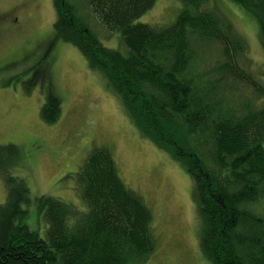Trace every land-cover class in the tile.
Returning <instances> with one entry per match:
<instances>
[{"label": "trees", "instance_id": "1", "mask_svg": "<svg viewBox=\"0 0 264 264\" xmlns=\"http://www.w3.org/2000/svg\"><path fill=\"white\" fill-rule=\"evenodd\" d=\"M85 1L93 20L117 37L122 50L97 38L80 6L73 16H59L55 33L80 50L87 67L101 77V86L118 95L142 132L178 149L175 153L193 179L206 260L264 264V215L251 206L264 199L263 68L245 64L246 42L233 30L224 0H180L174 20L160 27L138 20L155 0ZM228 1L250 8L264 48V0ZM51 4L68 9L61 0ZM16 17L0 23V33L29 20ZM34 85L30 91L43 89L41 83ZM47 90L40 118L57 122L60 95ZM246 93L263 103L254 105ZM17 162L16 155L0 162L7 188L0 204V264H140L153 255L150 210L143 196L125 184L106 146L93 147L78 171L83 207L37 196L45 235L23 221L31 194L26 178L16 171L22 168Z\"/></svg>", "mask_w": 264, "mask_h": 264}, {"label": "rangeland", "instance_id": "2", "mask_svg": "<svg viewBox=\"0 0 264 264\" xmlns=\"http://www.w3.org/2000/svg\"><path fill=\"white\" fill-rule=\"evenodd\" d=\"M61 1L67 10H62L60 5L56 9L51 0H0V14L16 10L19 19L29 17L24 26L9 29L0 36V65L4 62L10 65L9 69H0V162L16 155V164L22 167L16 171L26 178L30 187L31 201L23 221L32 231L45 235L47 224L39 208V195H50L83 207L78 171L89 148L105 145L125 184L143 196L151 213L156 250L148 261L140 264H209L199 243L200 218L192 177L172 154L171 147L140 130L118 95L101 86V77L87 67L80 50L62 40L65 37L56 35L55 25L60 15L67 12L73 16L72 10L80 6L82 19L104 45L122 50L119 40L93 20L87 1ZM224 5L233 30L246 42L248 63L244 59L245 64L254 70L263 68L260 76L264 82V48L260 44L261 33H256V23L248 11L250 8L236 6L228 0H224ZM179 8L180 0H155L138 20L155 27L164 26L174 20ZM50 39L57 45L49 64L53 91L60 95L62 111L59 121L52 123L40 118L45 91L41 88L30 91L32 82L37 88L44 80L38 65L48 52ZM39 40L37 53L42 46V54L36 55L31 45ZM45 41H48L45 45L41 44ZM23 52H27L28 60L8 62ZM34 79L40 81L37 83ZM199 94L205 96L206 92L199 91ZM246 94L251 96L254 105L263 103L254 93ZM70 133L77 137L72 140V151L65 158L58 156V148ZM32 139L46 143L44 154L32 156L27 149ZM6 195L5 179L0 172V204ZM251 206L256 213L264 215V199Z\"/></svg>", "mask_w": 264, "mask_h": 264}, {"label": "flooded vegetation", "instance_id": "3", "mask_svg": "<svg viewBox=\"0 0 264 264\" xmlns=\"http://www.w3.org/2000/svg\"><path fill=\"white\" fill-rule=\"evenodd\" d=\"M12 13H14L16 16H17V14H16V10H12V11H10V12H8V13H3V14H0V23H3L4 22V20H14V21H16L17 19V17L15 16V17H13L12 19L10 18L11 17V14ZM2 21V22H1ZM14 21H13V25H16V23H14ZM10 24V23H9ZM15 28H17V25L16 26H14ZM1 28L2 29H5V26L4 25H2L1 26ZM15 28H13V26H10L9 25V27L7 28V30L5 31V32H1L0 33V36H2V35H4V34H6L8 31H9V29H15ZM51 42H53V43H51L50 44V46H49V50H48V52L44 55V58L42 59V60H44V59H46L47 57H49L50 58V54H51V50H52V48L54 47V45H55V43H54V40H52ZM39 43H37L36 41H33L32 42V45H31V49H33L34 50V52L36 53V55H38V53H37V47L40 45H38ZM38 45V46H37ZM30 49V50H31ZM27 52H29V50L27 51ZM27 52H23L20 56H18L17 58H15V59H11V60H8V62H10V64H12V62L14 61V60H17V59H22V60H28L27 58ZM41 55V54H40ZM45 63L43 64L42 63V65L40 66V70H39V72L40 73H45V74H49L48 76H49V78L47 79V78H44V80H43V82H40L41 83V85H42V88H43V90L45 91V92H48V90L47 89H49V90H54L53 89V86H50L51 84H52V82H49L50 80H52V78H51V73H50V64L48 63V61H44ZM7 66H10L9 64H7ZM37 81V83H38V81H40V79L39 80H36ZM45 81H46V83H45ZM50 84V85H49ZM47 86V87H46ZM47 90V91H46ZM68 136V134H66L65 135V140H66V137ZM35 140H39V139H32V142H30V143H28L29 145H28V150L30 151V153L32 154V156H37V155H39V154H44L45 152H46V150H47V147H46V143L43 141V140H40V143H41V145H39V143L38 142H36ZM64 140V141H65ZM68 152H70L71 150L69 149V150H67ZM66 151H64V150H62L61 149V146L58 148V150H57V155L58 156H64V158L66 157V153H65Z\"/></svg>", "mask_w": 264, "mask_h": 264}]
</instances>
